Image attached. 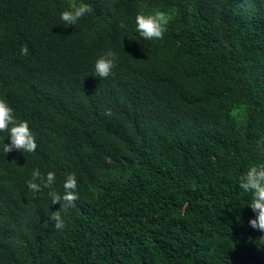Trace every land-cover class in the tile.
<instances>
[{"label": "trees", "instance_id": "trees-1", "mask_svg": "<svg viewBox=\"0 0 264 264\" xmlns=\"http://www.w3.org/2000/svg\"><path fill=\"white\" fill-rule=\"evenodd\" d=\"M73 3L93 11L69 26ZM155 11L167 31L145 40ZM0 99L37 143L4 154L0 132V264H264L239 187L264 164V0H0ZM37 168L61 195L76 175L62 230Z\"/></svg>", "mask_w": 264, "mask_h": 264}, {"label": "clouds", "instance_id": "clouds-1", "mask_svg": "<svg viewBox=\"0 0 264 264\" xmlns=\"http://www.w3.org/2000/svg\"><path fill=\"white\" fill-rule=\"evenodd\" d=\"M93 11L88 3H73L68 10L61 12L60 19L64 24L74 26L77 22ZM136 31L139 35L149 41L162 40L167 31L169 17L162 11H155L153 14L145 15L138 13L136 18ZM120 27H126L121 23ZM21 55H28L29 49L25 45L20 50ZM117 54L108 50L101 55L94 65V76L100 79H106L112 75L116 66ZM110 115V110L106 113ZM0 132L8 133L10 143L4 144L3 153L7 154L13 150L34 153L37 149V143L33 132L26 120H18L14 114V109L4 100L0 99ZM28 189L36 194L43 189H50L48 196L51 204H59V209L52 211L50 221L54 222L57 230L65 227V221L62 213L66 214L69 209L74 208L75 201L78 199L76 193L77 178L75 173H69L63 184L64 193L59 194L51 190L55 183V173L49 171L46 175L42 174L39 168L34 169L31 178L26 181ZM239 187L245 192L251 194V202L248 207L256 214L254 219L249 220V225L264 233V164L260 166H251L246 173L239 179ZM264 242V236L260 237Z\"/></svg>", "mask_w": 264, "mask_h": 264}]
</instances>
